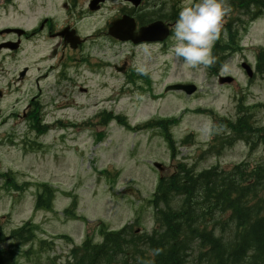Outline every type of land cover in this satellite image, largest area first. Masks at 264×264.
<instances>
[{
    "label": "rangeland",
    "instance_id": "374dc122",
    "mask_svg": "<svg viewBox=\"0 0 264 264\" xmlns=\"http://www.w3.org/2000/svg\"><path fill=\"white\" fill-rule=\"evenodd\" d=\"M239 37H244L240 46L246 48L242 55L253 61L257 48L264 46V15L247 32L241 30ZM94 49H98V53L92 62L97 63L110 59L117 51L122 56L125 52L124 48L112 47L106 40L97 42ZM242 55L232 57L222 70L223 74L236 78L232 90L220 87L213 78H205L201 70L193 71L192 75L186 66L172 71L167 68L169 72L162 76L160 85L151 87L156 94L165 83L190 76H195L193 82L199 87L192 97L178 98L183 95L175 93L171 101L151 102L136 96L117 98L112 92L119 89L124 79L113 72L109 75L114 79L109 78L106 70H103L104 76L85 71L80 73L77 87L86 89L85 94L65 82L57 88L46 89L49 85H43L40 103L44 124L52 126L48 134L30 133L24 124L12 130L15 120H9L0 128V225L4 231L8 233L32 220L40 228L36 241H53L42 251L39 264H66L72 246L70 241L60 240L61 237L57 236L70 237L76 246L87 236H93L98 243L101 241L99 231L91 229L96 222L114 232L128 223L138 235L152 233L153 210L149 201L158 177L152 164L146 165L148 162L160 164L166 170L170 163L183 162L188 166L196 165L197 171H202L213 166L228 167L241 161L250 164L264 161V148L250 150L249 145L240 143L229 146L230 137L216 141L228 131L229 135L236 132L233 127H237L239 120L246 124L248 121L243 116L251 115L254 125L264 128V82L247 83L239 68ZM97 65L103 68L101 64ZM13 73L2 71L0 74V88L6 93L0 101V110L5 116L12 112L20 114L28 98L36 94L25 84L22 100L16 103L17 95L5 88ZM126 91L134 93V89ZM239 102L243 103V108H237ZM103 110L119 116L120 122L113 120L104 124L98 119ZM202 113L206 117L200 118ZM161 118L178 121H173L174 125L164 130L126 132L125 122L135 128ZM58 121L61 123L56 127ZM161 131L170 134L176 145L174 153L170 154L163 136L157 138L162 135ZM101 133L103 136L98 137ZM190 135V143L181 147V142ZM23 140L36 142L41 149L29 151L26 147L30 144L26 146ZM211 146L213 152L209 155L204 150ZM105 172L110 176L102 175ZM6 176L9 184H6ZM43 184L52 189L50 209L37 210L35 201ZM75 200L74 212L88 224L75 221L78 219L76 215L62 213ZM27 247H33L34 251L38 249L34 244ZM30 258L31 262H28L21 257L19 264H38L34 256ZM188 264H193L192 257Z\"/></svg>",
    "mask_w": 264,
    "mask_h": 264
},
{
    "label": "trees",
    "instance_id": "16d2710c",
    "mask_svg": "<svg viewBox=\"0 0 264 264\" xmlns=\"http://www.w3.org/2000/svg\"><path fill=\"white\" fill-rule=\"evenodd\" d=\"M243 117L248 122L239 120L233 127L235 139L264 148V130L253 127L251 116ZM36 128L38 134L47 130L39 121ZM242 170L221 174L212 169L194 175L179 166L157 185L150 235L137 236L130 226L111 232L97 224L101 243L87 237L71 250L66 264H188L190 257L193 264H264V163L252 168L247 178ZM51 193L50 187L41 186L37 207L50 209ZM219 218L229 233L225 241L218 234ZM37 231L31 221L8 233L0 225V264H19L21 257L31 262V256L39 264L42 251L52 243L39 241L36 251L27 247L34 244Z\"/></svg>",
    "mask_w": 264,
    "mask_h": 264
},
{
    "label": "flooded vegetation",
    "instance_id": "af4514ba",
    "mask_svg": "<svg viewBox=\"0 0 264 264\" xmlns=\"http://www.w3.org/2000/svg\"><path fill=\"white\" fill-rule=\"evenodd\" d=\"M194 0H0V72L9 67L18 70L8 90L31 81L39 87L47 80H64L67 74H76L86 54L87 40L106 37L112 24L121 21L129 29L133 23L134 34L155 23H162L169 37L164 42L136 45L124 44L130 49L156 47L159 53L167 42L172 41L173 27L179 11ZM116 3L114 11L111 6ZM109 7L106 30L87 34L83 21ZM224 21V32L230 28ZM154 36H162L161 31ZM110 38V37H109ZM86 39V41H83ZM112 41L113 39L110 38ZM132 64V62L130 63ZM126 71V62L111 70ZM24 76L22 79L20 75ZM2 95V93L0 92ZM36 96H33L18 118L26 123L34 117L30 114Z\"/></svg>",
    "mask_w": 264,
    "mask_h": 264
},
{
    "label": "clouds",
    "instance_id": "9594fccd",
    "mask_svg": "<svg viewBox=\"0 0 264 264\" xmlns=\"http://www.w3.org/2000/svg\"><path fill=\"white\" fill-rule=\"evenodd\" d=\"M230 12L228 0H196L183 7L173 27L174 44L170 55L189 69L214 66L213 48L221 37L225 17ZM136 71L147 74L144 66H138Z\"/></svg>",
    "mask_w": 264,
    "mask_h": 264
},
{
    "label": "water",
    "instance_id": "95a60500",
    "mask_svg": "<svg viewBox=\"0 0 264 264\" xmlns=\"http://www.w3.org/2000/svg\"><path fill=\"white\" fill-rule=\"evenodd\" d=\"M191 89H192V91H194V88L191 87ZM188 90H189V87H188ZM189 92H190V90H189Z\"/></svg>",
    "mask_w": 264,
    "mask_h": 264
}]
</instances>
